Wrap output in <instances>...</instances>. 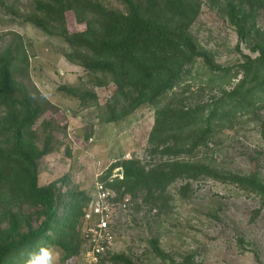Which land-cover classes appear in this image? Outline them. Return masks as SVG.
Masks as SVG:
<instances>
[{
    "label": "trees",
    "instance_id": "obj_1",
    "mask_svg": "<svg viewBox=\"0 0 264 264\" xmlns=\"http://www.w3.org/2000/svg\"><path fill=\"white\" fill-rule=\"evenodd\" d=\"M115 2L116 7L103 0H32L31 11L25 17L44 33L61 38L69 47L67 60L83 68L94 85L115 86L105 107V122H115L143 106L149 107L155 116L150 153L160 159H178L194 156L200 146L212 143L216 132L227 128L226 124L238 115H255L264 108V31L255 22L264 10V0L215 1L234 27L237 45L244 43L256 53L228 67L216 64L192 34L201 0ZM12 48L0 53V264H35L52 246H58L68 258L79 253L80 244L86 251L84 236L74 231L82 222L85 208L73 209L72 205L59 216L54 207V185H38V161L54 152L58 142L50 133L49 121L42 122L41 137L33 130L49 105L37 103L14 80L16 63L27 57L20 43ZM195 66L205 71L206 85L217 89L216 99L210 104L195 105L193 110L175 104L173 109L162 106L176 87L191 79L197 71ZM238 75L241 79L233 83ZM68 92L82 105L95 101L94 93L80 86ZM116 168L122 169V180L106 182ZM220 174L201 160L161 161L148 170L135 161L123 160L106 168L100 180L115 192L116 202L130 195L136 202L133 212H139L143 205L158 209L166 205V189L177 179L209 177L237 182L264 201V185L257 173L239 177ZM92 189L93 185L87 193H80L87 205ZM65 196L72 200L75 194ZM32 207L42 209L43 220L36 227L29 222L30 212L25 211ZM122 218L118 215L116 222ZM117 225L112 226L114 234L118 232ZM150 244L153 252L166 260L157 240L151 239ZM110 252L101 256L98 264H104ZM112 259L116 264H130L121 256Z\"/></svg>",
    "mask_w": 264,
    "mask_h": 264
},
{
    "label": "rangeland",
    "instance_id": "obj_2",
    "mask_svg": "<svg viewBox=\"0 0 264 264\" xmlns=\"http://www.w3.org/2000/svg\"><path fill=\"white\" fill-rule=\"evenodd\" d=\"M103 1L108 6H118L115 0ZM215 1L201 0L200 13L191 27L199 47L225 67L240 63L245 55L255 56L246 44L237 45L234 27ZM31 3L32 0H0V53L14 50L12 47L20 43L27 59L16 63L14 80L37 103L49 105L33 130L41 137L42 122L49 121L50 133L58 142L54 152L38 161V185H54V207L59 216L72 205L73 209L86 208L80 193H87L97 175L112 163L123 160L135 161L145 170L161 161L201 160L221 176L257 173L264 185V108L255 115L233 118L227 128L216 132L212 143L200 146L194 156L160 159L150 153L153 146L149 137L155 117L152 109L143 106L115 122H105V107L115 86L94 85L83 68L67 60L69 47L61 38L27 22ZM255 22L264 31V10ZM195 68L191 79L176 87L162 106L173 109L175 104L193 110L195 105L210 104L216 99L218 91L206 85L205 71ZM240 79L238 75L233 83ZM79 86L92 91L95 101L82 105L71 96L68 89ZM70 192L75 194L72 200L65 196ZM165 195L168 202L160 209L143 205L139 212H133L136 202L130 195L117 201L125 207L118 208L111 223L118 224V232L104 264H116L112 256L126 258L130 264H264V201L260 196L237 182L209 177L177 179L167 187ZM137 204H141L140 198ZM25 211L30 212L33 227L43 220L41 208ZM120 214L123 218L117 223ZM83 226L78 222L74 231L83 235ZM151 239L157 240L166 260L153 252ZM84 248L80 244L79 253L64 258L62 250L52 246L35 264H84Z\"/></svg>",
    "mask_w": 264,
    "mask_h": 264
},
{
    "label": "built area",
    "instance_id": "obj_3",
    "mask_svg": "<svg viewBox=\"0 0 264 264\" xmlns=\"http://www.w3.org/2000/svg\"><path fill=\"white\" fill-rule=\"evenodd\" d=\"M102 174L97 175L93 184L91 200L83 212L82 232L87 242V248L83 254L84 264H98L100 257L112 250L115 234L111 223L118 208L125 207V204L119 205L115 201V192L106 186V182L122 180L121 169H114L106 182L100 180Z\"/></svg>",
    "mask_w": 264,
    "mask_h": 264
}]
</instances>
